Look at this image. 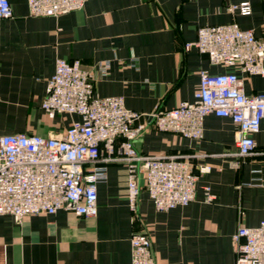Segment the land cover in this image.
Segmentation results:
<instances>
[{
    "label": "crops",
    "instance_id": "1",
    "mask_svg": "<svg viewBox=\"0 0 264 264\" xmlns=\"http://www.w3.org/2000/svg\"><path fill=\"white\" fill-rule=\"evenodd\" d=\"M243 1L251 14L230 10ZM10 3L14 16L0 18V134H65L81 117L50 116L41 104L56 60H80L96 76L97 95L122 96L128 108L146 114L147 128L136 140L140 154L189 156L211 169L199 175L190 204L168 211L156 210L142 182L133 211L127 165L107 162L95 216L66 209L19 220L0 215V264H132L130 239L142 230L152 238L156 264H238L234 234L264 220V119L256 148L241 156L231 118L209 114L203 138L194 140L157 130L150 114L193 101L204 69L234 71L246 94L263 92L264 75L214 65L186 45L197 40L200 26L232 22L264 37V0H86L57 17L31 16L28 0Z\"/></svg>",
    "mask_w": 264,
    "mask_h": 264
},
{
    "label": "built area",
    "instance_id": "2",
    "mask_svg": "<svg viewBox=\"0 0 264 264\" xmlns=\"http://www.w3.org/2000/svg\"><path fill=\"white\" fill-rule=\"evenodd\" d=\"M86 0H28L31 16H60L85 6ZM249 15V1L230 6ZM14 16L10 0H0V18ZM224 68L238 66L248 74L264 75V37L237 22L204 25L198 38L188 43ZM109 64H101L102 75ZM1 79V75H0ZM95 74L80 60H56L42 108L50 115L77 114L63 135L29 133L0 134V215L20 219L30 214H55L60 209L79 216L98 213V184L108 178L107 162L120 160L128 168V202L137 210L146 189L156 210L187 206L196 196L200 174L209 165H196L189 156H146L138 152L136 140L145 132L146 115L125 104L122 96L95 93ZM209 114L231 118L238 126L237 145L241 156L256 148L255 134L264 119V91L248 95L234 71L213 74L201 71L200 87L193 101L150 114L154 126L189 139L204 136ZM206 200L214 195L205 187ZM238 264H264V220L252 227L241 226L233 236ZM132 264H156L150 234L135 231L130 239Z\"/></svg>",
    "mask_w": 264,
    "mask_h": 264
}]
</instances>
